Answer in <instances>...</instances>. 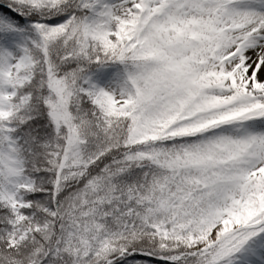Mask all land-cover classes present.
<instances>
[{
    "label": "snow or ice",
    "instance_id": "obj_1",
    "mask_svg": "<svg viewBox=\"0 0 264 264\" xmlns=\"http://www.w3.org/2000/svg\"><path fill=\"white\" fill-rule=\"evenodd\" d=\"M0 264H264V0H0Z\"/></svg>",
    "mask_w": 264,
    "mask_h": 264
}]
</instances>
